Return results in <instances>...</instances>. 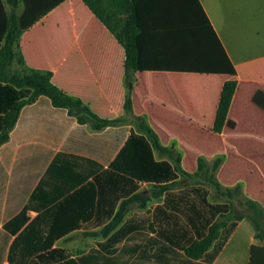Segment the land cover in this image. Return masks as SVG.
I'll return each mask as SVG.
<instances>
[{"label":"trees","instance_id":"trees-1","mask_svg":"<svg viewBox=\"0 0 264 264\" xmlns=\"http://www.w3.org/2000/svg\"><path fill=\"white\" fill-rule=\"evenodd\" d=\"M62 1L0 0V149L11 134H19L23 141L39 146L38 155L49 160L39 183L14 214V168L10 173V162L0 159V206L7 202L0 225V264H126L107 260V239L99 247L71 256L67 249L54 246L63 230L41 226L53 205L62 204L71 191L88 181L97 196L98 222H105L120 204L111 226L121 221L130 203L145 205L153 197L161 198L146 217L150 224L146 221L137 232L152 233L157 245H162L160 264H212L246 215L256 235L264 236V210L257 201L247 198L243 203L251 213L230 218L232 199L240 195L241 184L224 187L217 179L223 156L211 161L200 156L197 170L187 171L176 144H163L143 116H134L138 120L134 125L128 124L132 119L127 116L101 117L81 98L56 85L51 70L26 64L19 45L21 34ZM84 2L125 48L127 115L133 113L136 70L237 74L200 0ZM237 85L235 77L224 82L213 125L216 132L235 126L228 113ZM253 100L264 107V91L258 90ZM16 142L13 137L6 147L13 150ZM183 178L195 182L180 186ZM144 183L150 184L148 194L140 191ZM210 186L228 199L210 200ZM32 207L40 210L30 220ZM127 228L121 227L111 237L123 235ZM43 230L49 235L43 237ZM108 231V226L102 229L105 237ZM248 264H264V245L251 246Z\"/></svg>","mask_w":264,"mask_h":264},{"label":"crops","instance_id":"crops-1","mask_svg":"<svg viewBox=\"0 0 264 264\" xmlns=\"http://www.w3.org/2000/svg\"><path fill=\"white\" fill-rule=\"evenodd\" d=\"M200 1L235 64L237 74L136 70L133 73L131 115L125 113L124 107L127 92L125 48L84 0L62 1L21 34L19 45L28 66L51 70L56 85L81 98L101 117L127 116L132 119L143 116L163 144H176L185 170H197L200 156L208 161L223 156L216 172L217 179L224 187L241 184L240 195L232 199V218L237 213H251L250 210H236L247 198L257 201L264 210V107L253 100L258 90L264 91V49L248 53L243 48H233L212 16L209 1ZM7 7L11 10L13 6ZM232 77L238 79V85L228 119L234 120L235 126L226 125L223 131L216 132L213 125L222 88ZM128 124L134 125V121L130 120ZM13 137L17 142L10 150L6 146ZM9 141L2 145L0 159L10 162V173L14 168L16 214L21 209L19 204H25L39 183L49 160L38 155L40 148L34 146L32 140L23 141L19 134H11ZM155 154L157 158L162 157L157 151ZM93 187L88 181L74 189L62 204L53 205L42 218L43 229L50 225L57 231L63 230L54 246L63 247L71 256H76L99 247V243L107 239L104 251L112 263L160 264L162 245H157L152 233L138 235L137 232L145 227L147 215L161 198L153 197L145 205L139 201L130 203L125 207L121 221L111 226L120 204L105 222H98L101 215ZM210 189V200L222 202L228 199L215 187L210 186ZM149 190V183L140 188L144 194ZM6 208L5 200L0 206V225L5 221ZM45 208L43 212L47 210ZM39 210L32 207L28 211L30 220ZM224 218L227 217H220ZM149 224L150 221L146 222ZM105 226L109 227L106 237L102 233ZM121 227H128L129 231L111 237ZM256 232L251 218L243 217L212 264H248L251 246L264 245V236L258 237ZM261 232L264 233V224ZM41 235L49 234L43 230Z\"/></svg>","mask_w":264,"mask_h":264},{"label":"rangeland","instance_id":"rangeland-1","mask_svg":"<svg viewBox=\"0 0 264 264\" xmlns=\"http://www.w3.org/2000/svg\"><path fill=\"white\" fill-rule=\"evenodd\" d=\"M212 16L229 44L248 53L264 49V0H208ZM135 124L137 121L132 118ZM195 182L183 178L180 186ZM237 211H249L246 205Z\"/></svg>","mask_w":264,"mask_h":264}]
</instances>
